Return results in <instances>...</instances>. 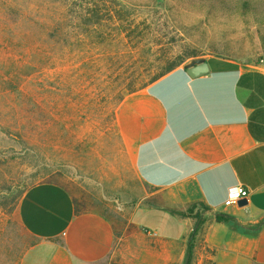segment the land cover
<instances>
[{"label": "crops", "instance_id": "1", "mask_svg": "<svg viewBox=\"0 0 264 264\" xmlns=\"http://www.w3.org/2000/svg\"><path fill=\"white\" fill-rule=\"evenodd\" d=\"M205 59L206 74L179 66L127 93L114 147L76 178L61 171L24 192L33 243L20 264H182L197 223L178 212L193 203L208 207L196 264H264V64ZM231 185L249 189L246 205H225ZM217 213L261 224L240 232Z\"/></svg>", "mask_w": 264, "mask_h": 264}, {"label": "rangeland", "instance_id": "2", "mask_svg": "<svg viewBox=\"0 0 264 264\" xmlns=\"http://www.w3.org/2000/svg\"><path fill=\"white\" fill-rule=\"evenodd\" d=\"M94 1L127 7L141 32L154 19L155 41L117 37L105 13L100 24L76 27L78 5ZM210 56L264 64V0H0V264H20L33 243L19 219L25 190L61 180V171L76 178L114 147L115 110L127 93ZM205 234L203 224L190 264Z\"/></svg>", "mask_w": 264, "mask_h": 264}, {"label": "trees", "instance_id": "3", "mask_svg": "<svg viewBox=\"0 0 264 264\" xmlns=\"http://www.w3.org/2000/svg\"><path fill=\"white\" fill-rule=\"evenodd\" d=\"M78 7L80 9L75 10V12L73 13L75 15L74 20L78 21V24H76V27H79L81 24H87V23H93L95 25L100 24L101 20H103L101 14L105 13L106 15L109 16V20L113 21V23H115V25H116V27L114 29L115 30L114 34L117 37H119L121 35H125L126 38L132 43L137 44V43L142 42L143 40H152L154 42L155 41L154 38L156 37L155 32L159 31V29H156V28L154 29V25L155 24L157 25V23L154 22V19H152V18L149 20L147 19V21H149V26L147 27V32L145 33V32L139 31V26H138V23L136 22V18H134V19L131 18V15H133L134 12L131 13L127 9V7H123L119 3H116L115 5L111 6V5L101 4L99 2L94 1V2H92L91 7H83L81 5H78ZM56 11H57V8H56ZM127 16L129 17L128 19H127ZM63 17H64V15L62 13H60V15H58V18L56 19L57 23L56 22L55 23H56L58 31L62 30V26H63L62 21L64 19ZM79 21L81 23H79ZM181 63L182 62H180V63H178L172 67H169L166 70H164L163 72L157 74L155 77H153L151 82L160 78L161 76L167 74L168 72L172 71L173 69L179 67V65ZM132 91H134V90H132ZM206 210H208V207L205 206L204 204L193 203L189 206L187 211H185V212L179 211L178 212L179 214H181L183 216L195 217L199 221L197 228L194 229V231L191 233V236H190V242L188 244L187 259H186L185 264L191 263L192 249H193V246L195 244V239H196L195 237L198 234L199 230L201 229V226L208 219V217L202 215L203 213L206 212ZM215 220L218 222H221V221L228 222V223H230V225L235 230H238L240 232H254V231L258 230V228L260 227V224H261V223H257L255 225L243 224V223L239 222L237 220V218H235L234 216L226 214V213L215 214Z\"/></svg>", "mask_w": 264, "mask_h": 264}, {"label": "water", "instance_id": "4", "mask_svg": "<svg viewBox=\"0 0 264 264\" xmlns=\"http://www.w3.org/2000/svg\"><path fill=\"white\" fill-rule=\"evenodd\" d=\"M184 68L187 73L192 77H197L209 72V64L205 58H198L192 61L191 63L185 64ZM248 203L247 198H242L238 204L246 205ZM197 228V226H196Z\"/></svg>", "mask_w": 264, "mask_h": 264}, {"label": "built area", "instance_id": "5", "mask_svg": "<svg viewBox=\"0 0 264 264\" xmlns=\"http://www.w3.org/2000/svg\"><path fill=\"white\" fill-rule=\"evenodd\" d=\"M249 193V189L244 185H231L228 189L225 205H237L242 198H247Z\"/></svg>", "mask_w": 264, "mask_h": 264}]
</instances>
